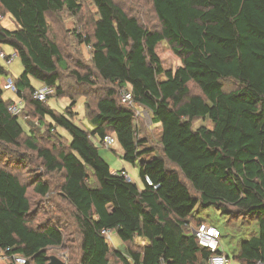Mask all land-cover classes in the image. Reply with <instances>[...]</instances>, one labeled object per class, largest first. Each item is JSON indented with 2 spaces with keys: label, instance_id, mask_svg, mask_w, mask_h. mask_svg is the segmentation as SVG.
Listing matches in <instances>:
<instances>
[{
  "label": "trees",
  "instance_id": "1",
  "mask_svg": "<svg viewBox=\"0 0 264 264\" xmlns=\"http://www.w3.org/2000/svg\"><path fill=\"white\" fill-rule=\"evenodd\" d=\"M91 3L97 11L91 35L77 38L91 48L93 73L75 74L86 86L95 84L92 75L102 84L87 115L90 130L73 123L74 99L58 114L32 98L30 82L32 77L64 97L58 67L65 65L46 15L64 8L77 14V0H0V14L16 26L13 31L0 26V44L12 48L23 68L13 81L16 96L23 102L28 96L36 116L48 117L70 137L57 154L39 147L31 135L24 139L18 115L8 111L12 101L3 97L4 83L0 147L22 143L47 175L61 176L59 200L69 207L77 238L66 264H110L103 231L123 243L144 241L127 248V255L114 251L120 264H209L214 254L198 244L192 228L211 225L194 216L196 208L211 207L244 223L256 220L257 229L247 228L232 257L238 264H264V0H151L158 21L153 30L114 0ZM162 45L180 62L177 68L163 64L168 57L159 53ZM225 79L238 87L225 92ZM189 84L200 94H190ZM123 89L160 126L159 155L139 138L136 109L120 101ZM200 119L211 127L194 128ZM110 135L123 161L139 163L142 188L101 158L95 142ZM33 191L45 198L50 189L35 181ZM30 208L27 186L0 168V255L47 264V250L63 247L68 228L53 215L33 226ZM215 254L229 259L220 250Z\"/></svg>",
  "mask_w": 264,
  "mask_h": 264
},
{
  "label": "rangeland",
  "instance_id": "2",
  "mask_svg": "<svg viewBox=\"0 0 264 264\" xmlns=\"http://www.w3.org/2000/svg\"><path fill=\"white\" fill-rule=\"evenodd\" d=\"M114 1L128 14L136 17L144 28L153 30L158 27V21L151 7V0ZM77 3L80 7V11L77 14H72L64 8L59 13H48L46 15L49 35L59 46L65 66H63V68L58 67L60 75L59 85L64 92V97L57 96L54 91L53 94L46 97L44 105L56 113L62 114L70 106L71 99H74L75 106L71 108L73 123L82 129L91 130L87 115H89L95 107L97 93L101 95L102 84L96 79L95 75H92L91 80L95 84L86 86L76 79L75 74L79 73L80 75H86L89 72L93 73L90 61L91 48L81 42L80 39L77 38V35H80L82 38L91 35L93 22L97 19V11L92 5L91 0H77ZM0 26L9 31L16 29L15 24L7 14H0ZM1 53L5 57H10L7 55L14 54L12 48L6 44H0V54ZM159 53L165 57V59L168 57L163 62L166 67L175 69L179 66L180 62L167 51L166 45L160 47ZM0 67L8 72L3 70L4 75L0 74V86L8 80L12 81V83L13 81L15 82V79L23 73V68L17 56L13 58L10 64L0 58ZM30 82L32 87H34V91L44 86L41 82L32 77H30ZM221 83L225 92L235 90L238 87L237 83L231 79L222 80ZM189 90L190 94H200L198 88L193 84H189ZM3 97L4 99L11 100L12 103L20 99L11 90H3ZM24 102L22 110L18 113V122L24 130V139L31 135L35 137L39 147L50 149L54 154L65 149L70 139L67 132L61 128L54 127L48 117L40 119L36 116L28 96L25 97ZM85 104H87V109ZM137 108L136 118L134 119L136 132L139 138L146 139L148 146L157 149L158 151H156V154L159 155L161 153V151H159L160 126L151 123L150 113L148 111L141 107ZM51 125L54 128H51ZM200 126L210 128L211 123L208 120H195L194 128ZM95 143L99 146L97 142ZM19 145L0 147V168L17 176L20 181L27 186V197L31 207L29 220L33 226L45 222L50 215L57 217L62 225H67L68 229H66V232L63 230V233L67 235L68 240L65 241L63 247H52L47 250L48 256H56L66 263L71 253L74 251L73 249L75 248L77 238L74 234V227L71 224L72 221L67 217L70 214L69 207L59 200L58 193L59 186L62 183L61 176L59 174L47 175L40 167L36 154L26 148L22 143ZM99 153L101 158L109 164L111 170L120 171L123 167L126 168L124 171L128 179L138 185L139 188L142 187L138 175L137 165L139 163L133 166L123 161V151L118 144H115L109 149H103L99 146ZM143 159L147 161L149 157L145 156ZM35 181L44 182L49 186L50 192L45 198L38 196L33 191V183ZM54 203L60 206L59 208L63 211L60 212L57 208L55 209ZM194 216L211 224V226H214L218 230L220 235L219 250L228 254L230 264H238V261L232 256L238 254L239 239L247 234V228L257 229L256 220L250 223H244L242 221L244 218L228 217V215H223L214 207L208 209L196 208ZM106 240L110 248V264H120L113 256L114 251L127 255V248H134L135 246L144 244V241L137 238L134 239L133 243H123L113 232H111V237Z\"/></svg>",
  "mask_w": 264,
  "mask_h": 264
},
{
  "label": "built area",
  "instance_id": "3",
  "mask_svg": "<svg viewBox=\"0 0 264 264\" xmlns=\"http://www.w3.org/2000/svg\"><path fill=\"white\" fill-rule=\"evenodd\" d=\"M15 54L9 55L10 57H5L2 53L0 54V58L4 59L6 63L10 64L15 58ZM4 90H11L12 92L15 93V87L12 81L8 80L4 85H3ZM54 90L48 86H42L39 89H36L33 94L32 98L37 101L44 103L46 100V97L48 95L53 94ZM120 101L123 105L127 107H132L135 108L136 110L138 109L133 102L132 94L129 89H123L120 94ZM23 108V102L22 100H18L16 102H13L11 105L8 107V111L13 114V115H18V113L22 110ZM138 115V114H137ZM116 144V139L113 136H105L99 146L103 149H109L112 146ZM117 174V173H115ZM121 176H124L126 179H128V176L125 171H122L119 173ZM129 180V179H128ZM147 182L150 184V182L147 180ZM192 234L195 236L197 239L198 244L212 252L214 255H212L208 263L209 264H230L229 259L224 255V254H215L219 250L220 242H219V232L218 230L211 225L208 224H200L196 228H192ZM103 235L106 239H109L111 237V231H103ZM0 264H27V261L24 257L19 256V255H5L1 254L0 255Z\"/></svg>",
  "mask_w": 264,
  "mask_h": 264
},
{
  "label": "water",
  "instance_id": "4",
  "mask_svg": "<svg viewBox=\"0 0 264 264\" xmlns=\"http://www.w3.org/2000/svg\"><path fill=\"white\" fill-rule=\"evenodd\" d=\"M47 264H66V263L56 256H50L48 258Z\"/></svg>",
  "mask_w": 264,
  "mask_h": 264
},
{
  "label": "crops",
  "instance_id": "5",
  "mask_svg": "<svg viewBox=\"0 0 264 264\" xmlns=\"http://www.w3.org/2000/svg\"><path fill=\"white\" fill-rule=\"evenodd\" d=\"M42 86V85H41ZM40 87V86H39ZM39 87H37V88H39ZM104 160V159H103ZM105 161V160H104ZM106 162V161H105ZM107 163V162H106ZM108 164V163H107ZM109 165V164H108ZM110 167V166H109ZM111 169V168H110ZM121 170H126V168H122ZM131 182V181H130ZM133 183V182H132ZM138 186V185H137ZM142 188V187H141Z\"/></svg>",
  "mask_w": 264,
  "mask_h": 264
}]
</instances>
